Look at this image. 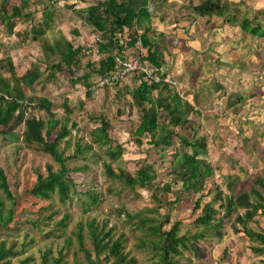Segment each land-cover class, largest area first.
Returning a JSON list of instances; mask_svg holds the SVG:
<instances>
[{
    "label": "rangeland",
    "instance_id": "374dc122",
    "mask_svg": "<svg viewBox=\"0 0 264 264\" xmlns=\"http://www.w3.org/2000/svg\"><path fill=\"white\" fill-rule=\"evenodd\" d=\"M102 1L33 0L29 5L32 15L14 19L13 31L8 32L0 22V74L9 77L8 58L18 76L32 65L43 72L38 81L31 86L22 85V89L27 102L30 97H45L52 104L54 117L62 120L65 117L69 133L59 140L58 149L67 156L68 176L72 181L71 189H74L64 201L57 193L49 198L29 194L28 189L37 173L46 175L47 164L55 170L58 163L49 154L25 145L22 126H17L12 133L0 132V168L15 197L11 205L12 218L7 227H0V242L4 241L5 247L14 252L8 256V264H42L43 261L53 264L56 258H60V264H88L79 249L76 231L82 225L84 245L91 249L89 222L105 230L111 228L113 239H122L123 251L136 259L135 264H159L151 248L153 236L144 230L148 222L144 226L139 224L142 218L159 221L162 231L178 222L176 234L190 237L189 249L179 256L184 264H264V253L252 250V246L261 245L237 231L231 225L232 216L225 218L218 237L208 230L204 237L195 241L191 238L202 230L195 221L202 205L215 197L218 190L222 195H236L251 186L254 178L264 176V37L249 34L238 23L247 18L264 27V0H224L238 21L229 24L227 31L224 28L213 30V27L228 24L218 16H213L208 25L203 24L204 18L196 22L187 18L194 15L189 0L170 1L179 6L178 14L183 24L191 25L192 22L195 25L194 40H168L169 48L175 44L178 51L172 48L170 53L163 44L167 58L164 61L167 66L163 68L174 78L171 88L200 111L187 115L188 121L180 132L188 136H206V158L215 168L211 176L197 184L196 191L181 190L182 183L172 180L171 162L178 147L176 137H173L174 145L164 147L152 144L147 133L136 134L141 109L127 94L125 85L133 87L137 78L126 77L106 87L92 84L100 76L96 69L105 57L98 49L99 44L108 42L110 35L98 31L100 41H95L97 31L76 11L89 3ZM199 1L192 0L193 3ZM18 3L19 0H5L8 8ZM165 4L170 3L151 0L150 7L158 15L157 8ZM44 10L53 15L49 25L43 22ZM36 28L41 33L33 40ZM140 32L136 27L116 32V37L111 38L116 41L112 43L113 53L119 58L134 57L142 50L139 39L132 46L127 43ZM217 34L220 38H216ZM61 36L81 48L77 56L79 62L71 69L63 65L53 73L43 44H51ZM51 56L58 58L57 54ZM203 72L207 74L201 76ZM48 73L54 75L43 80ZM83 74H88L86 86L82 78L78 80ZM231 93L243 97L234 108L228 104L227 95ZM64 100L70 112L65 111ZM37 114L46 117L44 111ZM158 114L160 122L178 130L169 124L165 111L159 110ZM102 117L108 123L109 138L97 142L90 130L100 126ZM58 128L47 139H54ZM117 147L120 153L113 158L108 150ZM106 163L115 171L121 168L130 175L150 164L156 175L148 185H126L107 173ZM222 175L231 176V188L225 185ZM167 181L172 182L171 190H181L178 201H174L171 191L162 188ZM0 195L4 196L1 189ZM3 202L6 211L10 200L3 197ZM248 225L264 231V210H258Z\"/></svg>",
    "mask_w": 264,
    "mask_h": 264
},
{
    "label": "trees",
    "instance_id": "16d2710c",
    "mask_svg": "<svg viewBox=\"0 0 264 264\" xmlns=\"http://www.w3.org/2000/svg\"><path fill=\"white\" fill-rule=\"evenodd\" d=\"M32 1L19 0L18 4L11 5L8 8L5 0H0V22L6 26L8 32L13 31L14 19L21 20L24 17L32 15V11L29 8ZM150 3L151 0H103L102 2L89 3L85 8L76 11V14L97 32L99 31L101 34L108 33L110 35L108 42L99 44L98 48L100 53L105 54V57L101 59L96 69L100 77L110 74L116 68V57L118 56L113 53L114 48L112 44L113 42L116 43V41H113L111 38H115L118 31L134 29L136 26H140L141 32L135 37H131L127 44L132 46L139 39L140 47H142L144 52L140 50L135 57L138 56L148 64L162 68L164 61H166L164 58V36L162 32H157L151 27L150 15L152 10L149 6ZM189 8L192 14L204 18L207 23L213 16L221 17L224 23L231 24L238 22L233 18L234 14L224 0H201L197 3L189 0ZM42 16L44 17L43 22L49 25L53 17L52 13L44 10ZM238 23L240 28L249 34L264 37V27L259 23L253 24L247 18H243ZM33 30L34 35L32 38L33 40H37L41 31L39 28ZM43 46L48 66L52 68L53 73L56 70H61L63 65L71 69L73 65L79 62L77 56L81 48L79 46L75 47L64 36L55 39L51 44L44 43ZM118 49L120 50L122 47ZM52 54H57L58 58H52ZM7 65L10 73L9 77L13 81L11 82L9 77L0 74V127H5V129H0V132L12 133L17 126H22V139L25 145L28 148H36L49 154L58 163V168L55 170L51 164H47L46 175L38 172L35 182L28 189V193L41 198H49L52 194L57 193L60 200L64 201L69 197V191L74 190L71 189L72 181L68 176L67 156H64L58 149L59 140L66 137L69 133L65 117L63 120L55 118L52 104L45 97H40L39 99L30 97L28 102L26 101L22 85L31 86L42 77L43 72L37 66L32 65L22 75L18 76L14 71L10 58L7 59ZM162 70L163 74L167 73L165 69ZM52 75L54 74H46L43 80H49V76ZM126 77L137 78L136 84L133 87L125 85L127 94L130 95L132 100L141 109L139 123L135 130L136 134L142 135L147 133L150 136L152 144L157 146L163 145L164 147L174 145L173 137H176L178 139V147L174 150V158L171 162V170L174 173L172 180L176 183H182L181 190L196 191L197 184L203 182L204 178L211 176L215 168L206 158L208 152L205 141L206 136H188L182 134L180 131L188 121L187 115L190 112L199 113L200 111L184 100L178 91L171 88V84L169 83L162 81L149 82L140 75L133 73L124 76V78ZM81 78L84 80V85L86 86L88 74H83L80 78L78 77V80ZM124 78L118 80L116 83H119ZM217 86L224 89L221 84L217 83ZM87 88H90L89 84ZM154 91H156V94H153ZM227 99L229 106L234 108L237 102L243 100V97L231 93L227 95ZM63 103L65 104V111L70 112L67 100H64ZM159 110L166 112L169 124L173 127H178V130L170 128L167 123L159 121ZM40 111L46 112V117L42 114H37ZM72 124L74 125V123ZM57 126L59 128L56 131L54 139H47ZM107 126V121L102 117L100 126L90 130L91 136L95 141L104 142L109 138ZM108 153L114 158L120 153V148H111L108 150ZM104 166L110 176L131 186L136 184L141 186L148 185L156 175L154 168L150 164L139 167L135 175L126 174L121 168H117L118 170L115 171L109 163L104 164ZM222 177L225 179V185L231 188L233 186L231 176L222 175ZM171 183L170 181L164 182L162 188L171 191L174 201H178L181 190H171ZM0 189L4 195H0V227H7L8 222L12 218L11 205L15 202V197L9 190L2 168H0ZM3 197L10 200L6 211ZM217 202L218 204L216 205ZM220 208H222L221 214ZM260 209L264 210V176L254 178L251 186L240 190L236 195H222L221 190H218L215 197L210 198L202 205L195 220L197 224L202 226V230L192 235L191 238L195 241L198 237H204L205 231L208 230H211L218 237L225 218L232 216L230 220L231 225H234L237 231L242 232L250 240L261 245L252 246V250L257 253H264V231L255 230L248 225ZM146 221L148 224L144 230L150 236H153L151 248L155 256L158 257L159 264H184L180 262L179 256L183 253V250L189 249L190 237L188 238L185 235L178 236L176 234L178 222L176 221L170 229L162 231L159 221L154 220V218H142L139 224L144 226ZM154 221H157V223ZM61 224H64V222L62 221ZM88 227L89 239L92 245L91 249L86 248L84 245L82 225H79L76 231L79 249L83 252L84 259L88 264L136 263L134 257L129 256L123 251L122 239H113L111 228L105 230L99 228L93 222H89ZM194 252L196 253L197 251ZM13 254L12 250L5 247L4 241H1L0 264H8V256ZM42 264H46L45 261ZM53 264H60V258L54 259Z\"/></svg>",
    "mask_w": 264,
    "mask_h": 264
},
{
    "label": "crops",
    "instance_id": "0c3cea01",
    "mask_svg": "<svg viewBox=\"0 0 264 264\" xmlns=\"http://www.w3.org/2000/svg\"><path fill=\"white\" fill-rule=\"evenodd\" d=\"M170 1L171 0H168V2L170 4H165V5L159 6L157 8L158 15L155 12H151V15H150L151 27H153L155 29V31H157V32L158 31L162 32V34L164 36V44H165L166 48H169L168 40H171V39H173L174 42H175V38H178V39L180 38L183 40L186 38L188 40V42H190L191 40H194L192 38V36L194 35V33L192 31H195V30H193V29H195L194 28L195 25L193 26L192 22H191V25H186V24L182 23L183 19L178 14L179 13L178 11L180 9L179 6H177L175 3H172ZM149 6H150V4H149ZM187 18H190L191 21L194 20L193 22L199 21V19H201L200 17L195 16V15H192V16L189 15V16H187ZM218 23L220 24L222 22H218ZM203 24L208 25L209 23L204 22ZM222 25L223 26L213 27V30L216 29L217 31H220V29H221V31H222V29L224 28L227 31L228 27H229L228 26L229 23L228 24H222ZM136 28L138 31H141L140 26H136ZM216 38H220L219 34L216 35ZM170 46H171V44H170ZM172 48H174V51H178V48L175 47V44L173 45ZM172 48H169L170 53H172ZM164 58H165V60L167 59L166 57H164ZM203 62H205V61L203 60ZM163 65L167 66V64H165V63H163ZM162 69H164L163 66H162ZM165 70H166V68H165ZM206 74L203 72L201 74V76H205Z\"/></svg>",
    "mask_w": 264,
    "mask_h": 264
},
{
    "label": "built area",
    "instance_id": "2783aa9c",
    "mask_svg": "<svg viewBox=\"0 0 264 264\" xmlns=\"http://www.w3.org/2000/svg\"><path fill=\"white\" fill-rule=\"evenodd\" d=\"M94 40L100 41V34L98 32L95 34ZM129 73L140 75L143 79L149 82L162 81L171 85L174 84V78L171 74H163L162 68L148 64L138 56L125 58L116 57V68L108 75L102 77L99 76L94 84L103 86L112 85Z\"/></svg>",
    "mask_w": 264,
    "mask_h": 264
},
{
    "label": "bare ground",
    "instance_id": "6f19581e",
    "mask_svg": "<svg viewBox=\"0 0 264 264\" xmlns=\"http://www.w3.org/2000/svg\"><path fill=\"white\" fill-rule=\"evenodd\" d=\"M199 1V0H198ZM92 80V79H91Z\"/></svg>",
    "mask_w": 264,
    "mask_h": 264
}]
</instances>
